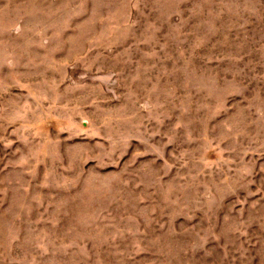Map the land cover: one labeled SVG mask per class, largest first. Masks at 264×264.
I'll return each instance as SVG.
<instances>
[{
    "label": "rangeland",
    "instance_id": "rangeland-1",
    "mask_svg": "<svg viewBox=\"0 0 264 264\" xmlns=\"http://www.w3.org/2000/svg\"><path fill=\"white\" fill-rule=\"evenodd\" d=\"M0 264H264V0H0Z\"/></svg>",
    "mask_w": 264,
    "mask_h": 264
}]
</instances>
